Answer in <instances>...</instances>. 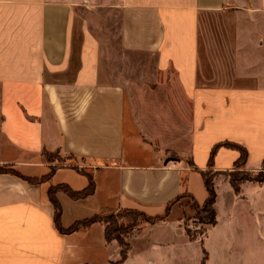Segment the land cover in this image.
Wrapping results in <instances>:
<instances>
[{
	"label": "crops",
	"instance_id": "0c3cea01",
	"mask_svg": "<svg viewBox=\"0 0 264 264\" xmlns=\"http://www.w3.org/2000/svg\"><path fill=\"white\" fill-rule=\"evenodd\" d=\"M119 14L113 56L103 14ZM88 18L90 20H88ZM110 31V24L105 25ZM264 161V0H0V264H112L120 248L105 226L60 233L49 189L88 179L43 153L84 160L91 196L56 193L66 230L95 214L161 215L184 193L202 205L212 149ZM239 153L218 148L216 223L190 240L175 204L165 221L126 241L122 264H264V182L236 194L224 173ZM72 165V164H70ZM202 227V226H201Z\"/></svg>",
	"mask_w": 264,
	"mask_h": 264
},
{
	"label": "trees",
	"instance_id": "16d2710c",
	"mask_svg": "<svg viewBox=\"0 0 264 264\" xmlns=\"http://www.w3.org/2000/svg\"><path fill=\"white\" fill-rule=\"evenodd\" d=\"M221 147L232 149L239 153V158L234 162L232 170L224 173L225 175L228 176L229 183L237 195L240 194L241 185L245 182H255L258 184L264 182V161L261 164V169L255 174H252L251 172L245 170L247 151L244 147L228 142L220 143L216 145L210 153V157L207 163V170L205 172H201L204 181V186L207 191V198L205 202L202 205H200L194 200V198L190 194L184 193L181 196L177 197L173 202L169 203L166 206L163 214L156 216H149L142 211L133 210V209L121 210L116 213L115 212L101 213V214H95L90 218L75 222L71 227L64 230L61 227V223H60L62 209L59 202L56 199V193L62 192L72 200L85 199L91 196L94 192V181L92 174L85 171L84 169L76 167L75 163H73L72 165L68 163V162L77 161L76 157L68 156L61 158L57 152L55 153L44 152L42 155L45 162L50 164H54L55 162H58V165L51 167L50 173L47 176L42 177L41 179H26V180L30 183H36L37 181L48 179L53 173V171L57 169V167L65 166V165L77 170L81 174H84L88 179V184L81 191H73L67 185L64 184L58 185L56 187H51L49 189L48 192L49 199L54 208V225L60 233L70 234L80 230H84L94 223L103 224L105 226L104 236L106 242L110 243L112 241H115L120 248L118 260L112 262V264H122L127 258V254L129 251V244L126 242V240L123 241L121 237L127 235L129 238L132 234L137 233L140 230V227L144 224L152 225L158 222L165 221L171 212L172 206L180 198L186 197L189 200L190 208L195 213L193 219L198 221L199 224L203 226H212L216 223V214L213 207L216 198V192L214 189L213 180L214 177L218 175V173L213 172L212 167H213L214 154L216 150ZM80 162H84V160L81 159ZM0 173L16 174L12 170H9L5 167H0ZM16 175L20 176L18 174ZM120 218H124L125 222H123L118 226H114L113 228H110L108 226V224L115 223ZM184 228L187 236L192 241L197 239L198 237L197 235L203 236V234L206 231L205 229H200L199 232L196 231L192 232L187 227L186 224L184 225Z\"/></svg>",
	"mask_w": 264,
	"mask_h": 264
},
{
	"label": "rangeland",
	"instance_id": "374dc122",
	"mask_svg": "<svg viewBox=\"0 0 264 264\" xmlns=\"http://www.w3.org/2000/svg\"><path fill=\"white\" fill-rule=\"evenodd\" d=\"M103 17H104V19H103L104 21H103V30H102V32L104 33V36L107 39H110V41H112V43L110 42V46L107 47L109 49V52L113 56L120 55L121 56L120 57L121 58V61H122V56H124V55L127 58V60H130L131 62H137V61H139L141 58L139 57L138 54H134L132 52L129 53L128 51H124L121 48L120 44H119L120 34H119L118 26L120 25V15L119 14H116V13H113V14H110V15L103 14ZM88 20H90V19L88 18ZM106 23L107 24H110V27H111L110 31L107 30V29H104V28H106L105 27ZM54 157H52V158H54ZM60 157L63 158L62 156H60ZM53 162H55V161H53ZM68 163L69 164L75 163L76 165H80L81 164V162L79 161V159H77V161H75V162H68ZM54 164L58 165V162H55ZM255 173H252V174H255ZM175 204H178L179 207H180V209H181L182 218H183L184 223H186L189 219H193L195 213L191 210L190 204H189V200L186 197L180 198ZM123 222H125V219L124 218H120L115 223L108 224V226L110 228H113L114 226H118V225L122 224ZM197 223H198V221H197ZM200 229H204V226L203 225H200L199 228H197V229H194L193 228V230H191V231L192 232H195V231L196 232H199ZM197 236L198 237H201L200 235H197ZM121 239L123 241L124 240H127L128 239V236L127 235H124V236L121 237Z\"/></svg>",
	"mask_w": 264,
	"mask_h": 264
}]
</instances>
